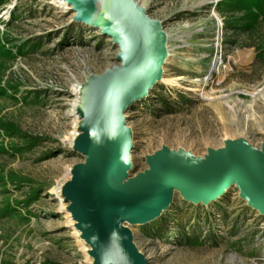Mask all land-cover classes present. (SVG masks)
<instances>
[{"label":"rangeland","instance_id":"obj_1","mask_svg":"<svg viewBox=\"0 0 264 264\" xmlns=\"http://www.w3.org/2000/svg\"><path fill=\"white\" fill-rule=\"evenodd\" d=\"M220 1H146L147 14L169 36L170 52L163 79L124 112L133 137L130 176L147 169V157L165 146L205 156L228 139L245 138L261 148L264 21L255 31L229 27L245 13L218 11ZM76 15L66 1L0 5V39L12 54L0 58L7 90L0 122L20 133L0 136L7 184L0 185V264H94L62 188L69 170L84 161L71 144L80 119L75 87L119 66L120 50ZM8 205L16 209L6 214ZM127 225L147 264H264V215L248 206L236 185L208 205L175 191L161 216Z\"/></svg>","mask_w":264,"mask_h":264},{"label":"water","instance_id":"obj_2","mask_svg":"<svg viewBox=\"0 0 264 264\" xmlns=\"http://www.w3.org/2000/svg\"><path fill=\"white\" fill-rule=\"evenodd\" d=\"M75 20L96 26L119 47V66L90 74L81 86L79 132L72 148L84 156L62 188L94 264H147L127 225L153 221L168 209L174 192L208 205L236 185L248 206L264 215V142L228 139L205 156L168 146L133 169L131 128L124 112L163 78L169 52L162 22L134 0H65Z\"/></svg>","mask_w":264,"mask_h":264},{"label":"trees","instance_id":"obj_3","mask_svg":"<svg viewBox=\"0 0 264 264\" xmlns=\"http://www.w3.org/2000/svg\"><path fill=\"white\" fill-rule=\"evenodd\" d=\"M2 0H0V5ZM218 11H241L244 12V16L240 19L229 20L226 25L229 27H236L239 30L249 32L255 31L257 26L264 21V0H221L217 5ZM12 57V54L9 49H5L2 39H0V58L1 57ZM7 93L5 87L2 86L0 83V97L4 96ZM4 132L10 136H18L20 135L19 130L16 126L9 122H0V136L2 135L1 132ZM0 146H3L0 144ZM4 150V149H2ZM0 185L7 186L6 178L1 175L0 173ZM35 196V197H34ZM31 196L25 203L26 206L29 207L34 200H36L38 194ZM11 209V205L5 209V213L8 214V211Z\"/></svg>","mask_w":264,"mask_h":264},{"label":"bare ground","instance_id":"obj_4","mask_svg":"<svg viewBox=\"0 0 264 264\" xmlns=\"http://www.w3.org/2000/svg\"><path fill=\"white\" fill-rule=\"evenodd\" d=\"M57 1H63V2H65L64 0H57ZM136 3H138L140 6H142V7H144L145 9H147V6H146V1L147 0H145V1H142V0H134ZM167 34V33H166ZM167 36H168V34H167ZM169 37V36H168ZM168 49V48H167ZM168 52H170V50H168ZM82 84L83 83H78L77 85H76V87H75V90H74V92L76 93V95H78V99H77V103H76V105H75V107H74V115H75V117H76V119L77 118H79L80 116H79V110H78V107H79V105H80V102H81V95H80V91H81V86H82ZM80 120V119H79ZM79 120H77V122H76V127H75V132L72 134V136H71V138L73 139V142H71V144H73L74 143V141H75V138H76V136L78 135V132H79ZM68 174L69 175H71V170H69V172H68Z\"/></svg>","mask_w":264,"mask_h":264}]
</instances>
